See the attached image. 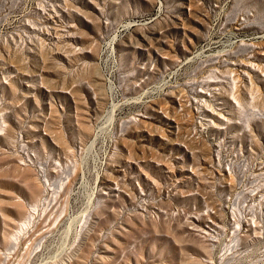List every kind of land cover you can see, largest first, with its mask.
<instances>
[{"label": "rangeland", "instance_id": "1", "mask_svg": "<svg viewBox=\"0 0 264 264\" xmlns=\"http://www.w3.org/2000/svg\"><path fill=\"white\" fill-rule=\"evenodd\" d=\"M0 264H264V0H0Z\"/></svg>", "mask_w": 264, "mask_h": 264}, {"label": "bare ground", "instance_id": "2", "mask_svg": "<svg viewBox=\"0 0 264 264\" xmlns=\"http://www.w3.org/2000/svg\"><path fill=\"white\" fill-rule=\"evenodd\" d=\"M26 225V224H25Z\"/></svg>", "mask_w": 264, "mask_h": 264}]
</instances>
